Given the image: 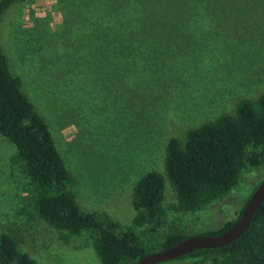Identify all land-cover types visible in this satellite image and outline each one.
<instances>
[{"label": "rangeland", "instance_id": "1", "mask_svg": "<svg viewBox=\"0 0 264 264\" xmlns=\"http://www.w3.org/2000/svg\"><path fill=\"white\" fill-rule=\"evenodd\" d=\"M96 1L17 0L0 17V46L49 126L79 205L135 227L146 244L174 229L194 236L222 227L264 179V166L242 169L232 190L194 212L178 208L166 178L164 223L154 231L135 225L133 193L147 173H165L171 138L184 142L191 129L264 94V0H195L178 28L154 20L144 40L130 36V55L124 38L90 35L109 24ZM21 164L0 134V235L13 236L36 264H100L91 235L39 216Z\"/></svg>", "mask_w": 264, "mask_h": 264}, {"label": "trees", "instance_id": "2", "mask_svg": "<svg viewBox=\"0 0 264 264\" xmlns=\"http://www.w3.org/2000/svg\"><path fill=\"white\" fill-rule=\"evenodd\" d=\"M16 1L0 0V17ZM95 5L103 8L104 17L107 13L109 24L104 31L98 29L90 35L105 40L124 38L125 43L134 45L130 46L129 55L136 50L135 38L144 40L147 37L144 27L154 20L158 25L173 23L178 28L186 23L185 11L192 13L199 6L195 0H97ZM125 25L130 32L122 30H127ZM177 30L172 31V37L179 34ZM0 134L17 148L23 171L33 185L31 198L39 216L59 230L91 235L100 264H136L147 253L170 248L189 237L174 229L162 241L146 244L135 227L123 228L104 214L81 208L72 176L49 126L22 91L21 81L12 73L1 46ZM165 166L164 174L151 171L134 188V223L146 226L149 231L164 223L166 178L177 194L178 208L194 212L232 190L242 169L264 166V94L255 101L243 100L234 115H224L191 129L184 142L171 138ZM243 208L235 219L204 234L223 233L236 222ZM176 260L186 264H264V201L237 240L198 249ZM0 264H36V260L19 250L13 236L2 233Z\"/></svg>", "mask_w": 264, "mask_h": 264}, {"label": "water", "instance_id": "3", "mask_svg": "<svg viewBox=\"0 0 264 264\" xmlns=\"http://www.w3.org/2000/svg\"><path fill=\"white\" fill-rule=\"evenodd\" d=\"M263 201L264 180L255 188L236 222L223 233L219 235L200 234L189 236L170 248L147 253L136 264H160L177 259L198 249L215 248L230 244L247 230Z\"/></svg>", "mask_w": 264, "mask_h": 264}]
</instances>
